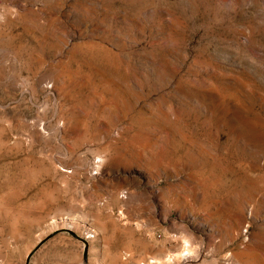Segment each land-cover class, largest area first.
<instances>
[{
    "label": "rangeland",
    "instance_id": "1",
    "mask_svg": "<svg viewBox=\"0 0 264 264\" xmlns=\"http://www.w3.org/2000/svg\"><path fill=\"white\" fill-rule=\"evenodd\" d=\"M141 262L264 264V0H0V264Z\"/></svg>",
    "mask_w": 264,
    "mask_h": 264
},
{
    "label": "bare ground",
    "instance_id": "2",
    "mask_svg": "<svg viewBox=\"0 0 264 264\" xmlns=\"http://www.w3.org/2000/svg\"><path fill=\"white\" fill-rule=\"evenodd\" d=\"M184 255H185V258H186V259L192 257V254H191L189 251L186 252Z\"/></svg>",
    "mask_w": 264,
    "mask_h": 264
},
{
    "label": "built area",
    "instance_id": "3",
    "mask_svg": "<svg viewBox=\"0 0 264 264\" xmlns=\"http://www.w3.org/2000/svg\"><path fill=\"white\" fill-rule=\"evenodd\" d=\"M141 264H143V262H141Z\"/></svg>",
    "mask_w": 264,
    "mask_h": 264
}]
</instances>
